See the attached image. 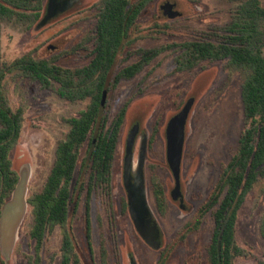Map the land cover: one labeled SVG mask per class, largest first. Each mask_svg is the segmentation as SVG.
I'll return each instance as SVG.
<instances>
[{
  "label": "rangeland",
  "instance_id": "obj_1",
  "mask_svg": "<svg viewBox=\"0 0 264 264\" xmlns=\"http://www.w3.org/2000/svg\"><path fill=\"white\" fill-rule=\"evenodd\" d=\"M260 1L264 5V0ZM166 2L174 4L172 14L176 12L180 16L164 17L160 6ZM47 3L48 0H41L38 10L32 12L40 14L35 19L20 18L16 13L0 17V68L21 57L52 61L64 68L83 67L90 61L97 6L102 0H82L70 14L41 26ZM231 8L229 0H154L141 13L131 42L121 54L120 68L142 61L145 55L154 57L139 73L117 83L105 104L109 122L124 107L126 116L112 167L113 224L100 190L94 193L90 206L96 264H100L101 242L108 252L107 264H157L165 253L166 264H209L212 212L204 216L200 227L185 240L180 236L184 226L207 201L237 148L244 120L243 75L230 67L227 60L179 70L176 57L183 52L181 44L214 39L211 34L220 32ZM169 45L173 46L164 48ZM2 90L10 107L22 110V132L11 152V160L19 178L23 171L28 173L29 197L43 190L55 162L58 143L70 129L68 119L78 116L89 101L70 102L24 77L18 69L8 72ZM189 102L192 107L186 123L181 191L176 192L167 162V132L172 120ZM134 123L138 124V133L131 182L133 189L143 184L148 207L162 231L159 249L146 244L135 229L129 207L123 210L121 205L124 198L128 201L123 173L127 141ZM85 151L86 147L82 156ZM153 174L164 187L168 202L165 210L161 195L153 189ZM85 212L86 203L82 199L68 224L84 258L94 264L85 241ZM263 224L264 186L260 183L249 192L238 213L236 240L246 253L237 257L234 264H264ZM31 226L28 206L10 258L7 261L0 251V264H28V257L34 254ZM63 230L57 227L46 237L42 264H60Z\"/></svg>",
  "mask_w": 264,
  "mask_h": 264
},
{
  "label": "trees",
  "instance_id": "obj_2",
  "mask_svg": "<svg viewBox=\"0 0 264 264\" xmlns=\"http://www.w3.org/2000/svg\"><path fill=\"white\" fill-rule=\"evenodd\" d=\"M152 1L102 0L104 7L99 13L94 35L97 55L88 66L64 68L52 61L21 57L0 68V216L19 181L11 152L23 127L22 110H13L2 90L8 72L18 69L24 77L70 102L89 101L78 116L68 119L70 129L58 143L55 162L43 190L28 197L32 214L29 234L34 241V254L28 257V264H42L45 239L59 226L65 229L59 249L60 264H88L66 227L71 214L77 213L88 185L93 183L106 190L108 195L110 193L112 167L126 108L109 122L106 112L100 114L101 102L105 99L107 103L117 83L139 73L154 57L150 54L138 61L136 69L130 67L129 72H114L121 49L132 37V26ZM229 1L232 4L230 15L220 32L211 34L214 39L181 44L179 47L183 52L176 57L179 70L227 60L230 67L243 75L244 120L237 148L207 201L184 226L180 236L185 240L200 227L204 216L212 212L214 227L207 249L210 264H234L237 257L245 255L236 240L238 213L249 192L257 184L264 186V5L260 0ZM40 2L0 0V17L16 13L20 18L35 19L40 14L32 12L38 10ZM151 183L154 191L161 195L165 210L168 202L164 187L155 174ZM89 206L86 204L87 214ZM86 237L91 239L90 220L86 222ZM166 257L165 253L160 264H164Z\"/></svg>",
  "mask_w": 264,
  "mask_h": 264
},
{
  "label": "water",
  "instance_id": "obj_3",
  "mask_svg": "<svg viewBox=\"0 0 264 264\" xmlns=\"http://www.w3.org/2000/svg\"><path fill=\"white\" fill-rule=\"evenodd\" d=\"M71 3L60 6L57 0H48L47 13L41 20L40 25L44 26L50 22L58 12H64L71 7ZM180 16L174 13L171 17ZM106 100L103 99L100 107V114L105 110ZM192 102L179 113L170 123L167 132V162L175 179L176 192L181 191V164L184 152L186 123ZM138 133V125L130 132L127 141L126 155L124 162V184L128 194L129 212L140 237L153 249L162 247V231L153 217L145 197L143 184L133 189L129 186L131 173L133 171V148ZM27 180L28 173L23 171L19 181L12 193L11 198L4 205L0 216V233H1V253L8 261L10 253L15 242L16 233L27 209Z\"/></svg>",
  "mask_w": 264,
  "mask_h": 264
},
{
  "label": "flooded vegetation",
  "instance_id": "obj_4",
  "mask_svg": "<svg viewBox=\"0 0 264 264\" xmlns=\"http://www.w3.org/2000/svg\"><path fill=\"white\" fill-rule=\"evenodd\" d=\"M57 2L60 4V6H63L64 4H69V3H71L72 5H71V7L69 8V9H67L66 11H64V12H58V14L52 19V20H55V19H57V18H60V17H62V16H64V15H68V14H70L71 12H73L75 9H76V7L82 2V0H57ZM174 6V4H172V3H169V2H166V3H164L163 5H161L160 6V8H161V10H162V12H163V15H164V17H168V18H170L171 17V15H172V11L175 9V7H173ZM103 4H100L99 6H97V15H96V19L98 20V16H99V13L101 12V10L103 9ZM173 7V8H172ZM147 8V6L144 8V10ZM143 10V11H144ZM142 11V12H143ZM141 12V13H142ZM46 13H47V8L45 9V11H44V16L46 15ZM141 15V14H140ZM140 15H139V17H140ZM139 17L137 18V20L135 21V23H134V25L132 26V27H134V29L137 27V21H138V19H139ZM51 20V21H52ZM96 24H97V21H96ZM95 30H96V26H95ZM132 33V32H131ZM94 35H95V33H94ZM132 38V37H131ZM131 38H129L128 39V42L125 44V46L121 49V51H120V54H119V56H118V61H117V63H116V65H115V70H114V72H129V70H128V68H130V67H134L133 69H136V65H138V62H136V63H134V64H132V65H129V66H127L126 68H120V64H121V60L123 59V58H121V54L123 53V51H124V48L131 42L130 40H131ZM92 40H94V48H93V50H92V53H91V58H90V61L85 65V66H88V65H90L91 64V62L93 61V59L96 57V53H95V49H96V47H97V44H96V38L93 36L92 38H91ZM145 57H147V55H145V56H142L141 58L143 59V58H145ZM84 66V67H85ZM134 125H138L137 123H134ZM134 128V127H133ZM136 142H137V137H136V139H135V143H134V148H133V159H134V150H135V146H136ZM123 185H124V189H125V192H126V195H128L127 194V190H126V188H125V184H124V178H123ZM129 186L131 187V188H133V186H132V182H131V179L129 180ZM97 190H100V193L103 195V197H104V199H103V201H104V203L107 205V208H106V210H108V214H109V216H111L110 217V219H111V223L113 224V218H112V212H110V210L113 208V204H112V179H111V189H110V193H109V195L107 194V191L106 190H104L102 187H98V186H96L95 184H93V183H91L90 185H88L87 187H86V189H85V192H84V195L81 197V200L82 199H84L85 200V203L86 204H89L90 206H91V203H92V200H93V197H94V193H96L97 192ZM125 200H123L124 202L122 203V201H121V205H122V209L123 210H125L126 208L128 209V201H127V199L126 198H124ZM81 200H80V202H81ZM124 203L126 204V208L124 207ZM90 206H89V209H90ZM85 219H86V222H87V220H90V222H91V239L90 240H88L87 239V237H86V228H85V241H86V243H87V247H88V249H89V252H90V254H91V259H92V262L94 263V264H96L95 262H94V255H95V250H94V242H93V229H92V219H91V214H90V212L87 214V213H85ZM32 227V226H31ZM60 228H62L61 226H59ZM68 230H70L71 231V234L73 235V238H74V241L77 243V245H78V249L80 248L79 247V243L77 242V239H76V237H75V234H74V232H73V230H72V228H70L69 227V224H67V227H66ZM64 229V228H63ZM64 231H65V229L63 230V234H64ZM62 243V242H61ZM61 247V246H60ZM79 251L81 252V250L79 249ZM81 255H82V257L84 258V254H82V252H81ZM164 255L165 254H163V255H161V257H160V259H159V262L157 263V264H160V261L162 260V257H164ZM107 258H108V252H107V249H106V246L103 244V242H101V244H100V261H99V263L100 264H107L108 262H107ZM167 258H168V254H167V257H166V261H167ZM84 260L85 261H87V259H85L84 258ZM166 261L164 262V264H166ZM87 263L88 264H90V262H88L87 261ZM209 264H210V262H209Z\"/></svg>",
  "mask_w": 264,
  "mask_h": 264
}]
</instances>
